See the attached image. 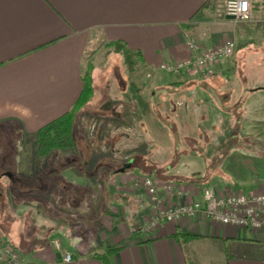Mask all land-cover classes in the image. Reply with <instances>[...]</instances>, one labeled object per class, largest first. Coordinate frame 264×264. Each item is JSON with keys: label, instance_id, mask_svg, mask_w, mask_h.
Here are the masks:
<instances>
[{"label": "crops", "instance_id": "crops-1", "mask_svg": "<svg viewBox=\"0 0 264 264\" xmlns=\"http://www.w3.org/2000/svg\"><path fill=\"white\" fill-rule=\"evenodd\" d=\"M213 1L0 0V140L4 142L1 135L8 133L18 149L24 139L32 140L30 144L36 147L37 131L75 104L82 89L86 54L97 44L111 48L116 41L140 53L138 71L144 77L150 74L144 79L146 86L157 87L156 93L151 91L145 108L153 112L156 106H170L175 110L167 121L169 125L160 130L166 134L164 143L168 142L163 149L171 148L176 137L191 138L194 143L197 133L207 130H222L227 138L239 139L242 100L259 97L257 88H249L242 79L237 63V52L242 48L236 47L212 75L191 71L174 75L159 69L164 62L188 57L183 31L208 47L228 40L239 46L254 42L256 37L264 38V4L255 6L252 21L235 22L215 14ZM95 74L93 68L92 77ZM119 85L125 101L131 104L135 99L133 85ZM156 97L158 102L153 108L151 102ZM181 104L197 116H190L183 125V113L177 109ZM251 122L257 120L251 117ZM3 142L0 150H4L2 145L6 148ZM12 143L9 147L13 148ZM180 144L176 142L174 148ZM217 145L225 150L244 149L231 141ZM33 153L38 157L36 149ZM242 157L226 156V172H214L211 184L177 179L186 193L183 201L199 198L203 186L264 192V165L259 162L255 171ZM19 166L18 172L33 175L37 171L21 162ZM115 170L108 173L104 199L93 197L91 202L95 204L78 214L86 208L79 198L66 194L69 173L51 182L52 205L18 197L2 180L4 176L11 180L12 173L0 167V234L12 240L20 264H264L262 230L214 225L199 217L163 224L153 232L139 231L136 218L145 213L146 196L136 188L138 175ZM67 208L77 212L68 214ZM53 239L61 242L60 251L54 248ZM65 252L72 255L68 262L62 258Z\"/></svg>", "mask_w": 264, "mask_h": 264}, {"label": "rangeland", "instance_id": "rangeland-1", "mask_svg": "<svg viewBox=\"0 0 264 264\" xmlns=\"http://www.w3.org/2000/svg\"><path fill=\"white\" fill-rule=\"evenodd\" d=\"M252 1L254 9L255 6L264 4L261 2L264 0ZM86 55L88 56L84 70L87 66L91 71L96 68V74L93 77V93L90 100L74 117L73 128L76 135L73 147L56 150L46 157L39 155L35 157L33 150L36 147L30 144L32 140L24 139L18 149L16 140H11L13 142L11 146L15 145V147H9L11 135L8 133L1 135L5 137V141L0 140V142H3L6 148L2 145L4 150H0V167L13 175L11 180L6 176L1 177L3 181L8 182L9 189L18 197L49 201L53 205L51 182L63 178L64 172L69 173L70 183L66 194L70 198L77 197L82 201V205L86 208V210H78V214H82L83 211L90 209L91 204H95L91 202L93 197L104 199L108 194L106 186L109 171L130 162V167L123 174L136 172L138 178L152 176L160 183L177 182V179L182 181L197 179L211 184V180L215 178L214 172H226L223 167L225 157L234 154L243 156V162L250 164V168L255 171L259 162L264 165V38L256 37L254 42L237 52V63L242 71V79L249 88H257L259 96L256 99L242 100L244 116L240 138H227V134L222 130L213 132L207 130V132H198L194 143L191 138L185 140L183 137L179 139L176 137L169 149H163L165 148L163 144L168 142L164 143L166 134L160 130L169 125L167 121L172 118L173 115L170 114L175 110L170 106H167V109L164 107L158 109L157 97L151 102L153 108L156 106L153 112L152 109L148 110L139 103V100L147 102L151 97V91L156 93V86H146L148 82L144 79H148L147 74L144 77V74L138 71V67L133 71L125 69L121 53L105 44H97L95 49ZM188 71L199 75L196 71L186 72ZM122 82L129 87L133 85L132 96L135 98L136 95V98L131 104L125 101L126 96L119 91V84ZM129 98L131 97L128 95ZM149 106H151L150 102ZM177 109L183 113L181 125L185 124L183 121L188 122L190 116H194V119L197 117L196 113L191 112L192 110L187 109L184 104L179 105ZM251 117L257 122H251ZM235 123L236 119L233 118L231 124ZM126 130L127 134L124 136ZM7 131L11 132L9 128ZM179 141L181 144L174 148V144ZM230 141L240 143L244 149L225 150L217 145L218 142ZM19 150H22L21 155L18 154ZM19 162L24 167L37 171L33 175H29L24 170L18 172ZM14 169L16 172H13ZM136 188L140 190V187ZM57 206L55 204V207ZM57 210L62 211V209ZM66 210L68 214L77 212L70 208ZM139 216L136 218V228L141 219ZM0 240L6 241L9 246L4 245L5 248L10 247L12 252L17 254L16 261L20 259L10 238L0 234ZM8 255L6 252V260Z\"/></svg>", "mask_w": 264, "mask_h": 264}, {"label": "built area", "instance_id": "built-area-1", "mask_svg": "<svg viewBox=\"0 0 264 264\" xmlns=\"http://www.w3.org/2000/svg\"><path fill=\"white\" fill-rule=\"evenodd\" d=\"M213 9L215 14L219 13L235 22H249L254 18L252 0H222L221 3L215 0ZM183 39L189 53L188 57L180 61L164 62L160 64V70L171 74L193 70L203 75H212L222 60L231 56L237 47L234 40L208 47L198 42L188 31H183ZM135 185L140 187L146 196L145 213L141 215L137 226L141 232H153L163 224L199 217L214 225H229L264 232L262 191H225L213 186H203L199 198L185 202L183 199L186 193L178 182L160 183L152 176H141L135 180ZM52 243L56 250H61V242L58 239H53ZM4 245L8 244L0 240V263L20 264L19 259L16 261L17 254ZM6 252L9 254L7 260ZM62 258L68 262L72 255L65 252Z\"/></svg>", "mask_w": 264, "mask_h": 264}, {"label": "trees", "instance_id": "trees-1", "mask_svg": "<svg viewBox=\"0 0 264 264\" xmlns=\"http://www.w3.org/2000/svg\"><path fill=\"white\" fill-rule=\"evenodd\" d=\"M250 42L237 46L243 48ZM110 46L121 53L124 65L127 70L133 71L140 63V53L130 49L123 42H112ZM93 93V77L89 66L85 68L82 74V89L72 106V108L58 119H55L43 127L36 134V151L41 157H46L56 150L69 149L75 145V130L73 128L74 117L79 110L87 104ZM136 98V95H134ZM139 103L145 107L146 101L139 100ZM109 251V250H108Z\"/></svg>", "mask_w": 264, "mask_h": 264}, {"label": "water", "instance_id": "water-1", "mask_svg": "<svg viewBox=\"0 0 264 264\" xmlns=\"http://www.w3.org/2000/svg\"><path fill=\"white\" fill-rule=\"evenodd\" d=\"M130 164H131V162L128 163V164H125L123 167H119V168H117V169L115 170V172H124L127 168L130 167Z\"/></svg>", "mask_w": 264, "mask_h": 264}]
</instances>
